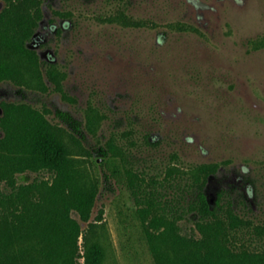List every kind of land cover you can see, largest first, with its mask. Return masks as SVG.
I'll use <instances>...</instances> for the list:
<instances>
[{
	"label": "rangeland",
	"instance_id": "1",
	"mask_svg": "<svg viewBox=\"0 0 264 264\" xmlns=\"http://www.w3.org/2000/svg\"><path fill=\"white\" fill-rule=\"evenodd\" d=\"M4 6L0 0V11ZM43 6L30 46L45 70L58 68L63 89L47 71V90L0 82V113L4 100L30 102L79 137L81 156L103 177L91 219L102 212L108 228L103 264H157L128 186L131 165L148 178L172 179L173 166L220 162L207 185L212 203L225 191L226 200L264 222V0H43ZM93 115L98 124L91 129ZM112 135L126 157L101 165L107 156L88 153ZM180 170L173 172L178 180ZM195 220L183 218L182 231L194 232Z\"/></svg>",
	"mask_w": 264,
	"mask_h": 264
},
{
	"label": "trees",
	"instance_id": "2",
	"mask_svg": "<svg viewBox=\"0 0 264 264\" xmlns=\"http://www.w3.org/2000/svg\"><path fill=\"white\" fill-rule=\"evenodd\" d=\"M3 1L0 82L47 90V73L63 89L58 68L45 70L30 46L44 17L43 0ZM1 109L0 264H81V258L85 264H103L108 228L102 212L91 220L103 182L97 164L83 159L79 137L30 102L4 100ZM97 124L91 116L89 127ZM95 153L108 157L101 165L127 154L114 135L88 154ZM220 166L216 161L184 171L173 166L172 179L148 178L132 165L126 168L157 264H264V222L226 200L225 191L216 204L208 196V181ZM111 171L116 175L121 169L114 164ZM190 215L196 217L195 230L184 233L180 221ZM82 221L88 222L86 228Z\"/></svg>",
	"mask_w": 264,
	"mask_h": 264
}]
</instances>
